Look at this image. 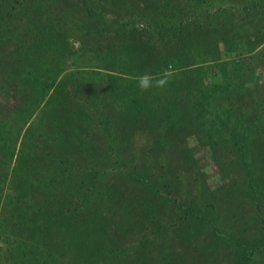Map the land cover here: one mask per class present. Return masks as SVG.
Wrapping results in <instances>:
<instances>
[{"label":"rangeland","instance_id":"374dc122","mask_svg":"<svg viewBox=\"0 0 264 264\" xmlns=\"http://www.w3.org/2000/svg\"><path fill=\"white\" fill-rule=\"evenodd\" d=\"M1 2L2 0L0 4ZM69 2L63 15L62 27L63 39L68 49L61 53L59 47H56L48 55L44 54L45 64L52 68L51 76L59 74L54 86L44 95L37 83L25 91L18 81L26 78L21 73L18 74L17 81L12 83H5L0 78V121L5 126L0 131V264L5 262L6 250L14 245L16 239H29L24 229L16 231L14 221L9 216L16 198L11 189L13 178L26 180L25 173L30 167L34 168L36 176L30 178L34 180L33 183L43 186L47 180H56L55 185L63 187L58 186L57 194L69 202L72 199L75 202L79 200L92 187V183L97 185V191L92 194L93 200L97 199L98 188L109 184L117 185L125 192L131 191L133 196L138 195L139 190L134 189L136 184L123 175V170L132 166L149 165L150 157L154 154L150 151L158 150L153 139L158 129L151 128L147 121L136 128L132 123L123 127L125 122L114 101V88L117 86L114 77L127 79L128 75L123 64L114 61L113 57L120 55V49L127 45L128 40L140 43L151 40L161 50L156 32L149 26L155 12H169L166 10L171 8L184 10L189 21L195 20L196 24L204 29L208 27L210 31L219 27L224 37L230 40L235 38L237 32H241L243 37L238 40L242 41L243 49L246 50V42H250V47L247 48H253L255 51L251 54L256 55L252 57L250 54H243L238 57L237 52H234L224 60L229 73L233 68L238 69L235 75L241 79L240 89H251L258 84L259 99L256 102L261 105L258 119L264 129V0H107V12L103 11L105 21L100 32L95 29L87 32L89 23L81 4L77 0ZM87 2L100 11L98 0ZM4 4L1 5V13H5L6 8L12 5L14 9L11 10L12 17L8 21L0 22V61L4 55L3 61L12 64V58H15L12 54L14 46L23 40L17 39L15 35L24 32L23 19L26 11L17 2L10 3V6L7 2ZM219 8L222 11H218ZM214 16L217 26H214L212 20ZM164 20L174 24L177 22L168 18H163ZM169 31L167 29L164 34L166 40L173 36ZM27 64L30 62L27 61ZM36 72L33 75L37 76ZM142 72L146 73V68ZM214 76L212 72L201 76L205 82L202 81L201 84L217 82ZM51 81L49 79L47 83L49 86ZM60 82L59 89L57 85ZM222 98L226 99V94ZM231 101L228 102L232 103ZM243 132V137L250 135L247 140L250 149L253 147L250 139L264 137V131L261 132L260 129ZM203 136H207L203 131L193 134L180 148L181 153L186 154L187 151L190 154L192 151L191 162L188 159L187 162L183 161L184 165L181 160L179 165L175 164L179 171L177 180L183 186L181 190L189 189L193 192L192 196L210 198L209 206L221 210L219 222L225 231L244 238L247 242L255 240L264 232L263 222L256 224V219L253 220L257 217L256 204L247 197H241V194L235 195L234 199L240 205V210L236 212L235 204L230 205L234 199L225 198V194L218 191L226 182L230 186L239 184L246 187V172L235 161L241 153L226 142V136L214 133L212 138L208 136L206 142L200 144L198 137ZM168 147L163 148L165 156L173 151ZM259 151L263 153L259 158V165L263 163V170L258 182L261 195L257 206L261 209L260 218L264 220V162H260L264 159V150ZM213 152L219 156L216 161L211 157ZM157 159L154 168L160 171L158 166L163 162L161 156ZM55 167L63 173L55 175L52 172ZM163 173L165 176L169 174L167 170ZM78 183H82L83 190L76 189ZM71 186L73 189H67ZM36 197L40 195L36 194ZM131 213L124 216L125 224H120L121 227L117 229L122 233L121 236H116L120 238L119 257H113L111 262L168 264L175 260L172 264H233L229 247L213 251L201 247L206 233L181 241L170 228L154 237L145 226H139L142 215L137 218L136 212ZM167 213L160 215L166 225L170 224V221L166 222V219L169 220ZM88 215L87 213L85 216L89 217ZM42 222L41 218L40 223ZM129 224L134 226L133 229ZM52 234V237L43 234L40 240L30 242L33 246H40L38 252L44 255L39 256V264L43 260L45 264L60 262L54 257L58 251L54 242L62 243L65 234L55 228L52 229ZM6 238L8 241H5ZM258 253L248 264H264V251ZM167 256L169 258L165 259Z\"/></svg>","mask_w":264,"mask_h":264},{"label":"trees","instance_id":"16d2710c","mask_svg":"<svg viewBox=\"0 0 264 264\" xmlns=\"http://www.w3.org/2000/svg\"><path fill=\"white\" fill-rule=\"evenodd\" d=\"M69 1L71 0H11V2L2 0L0 9L4 2H7V5L9 3V6L10 3L17 2L23 5L26 11L23 19L24 32L15 35L17 39L23 40L14 46L12 54L15 58H12V64H7V61H3L4 55L1 56L0 78L3 82H15L21 73L26 78L18 81L25 91L37 83L41 93L45 95L54 86L53 83L59 74L51 76L52 68L45 64L44 54L48 55L56 47H59L61 53L68 49L63 39L62 27L63 15ZM77 1L85 11L89 23L87 32L92 29L99 32L103 30L101 25L105 21L103 11L107 12L105 8L107 0H98L100 11L89 6L87 0ZM13 7L12 5L6 8L4 14L0 12V22H6L12 17ZM166 11L169 12L160 10L155 12L149 23L158 36L161 50L155 47L151 40L146 43L128 40L127 45L120 49V55L113 57L114 61L123 64L128 75L127 79L114 77L117 84L114 88V101L118 105L119 115L125 122L123 127L126 128L132 123L136 128L147 121L151 128L158 129L153 135L158 150L150 151L154 154L150 157L149 165L132 166L123 170V175L136 184L134 189L139 190L138 195L133 196L131 191L125 192L117 185L109 184L101 185L98 188L97 199L93 200L92 194L97 191V185L92 183V187L88 188L79 200L75 202L71 198L69 202L57 194L59 187H63L56 186V180H47L43 186L33 183L34 180L30 178L36 176L33 173L34 168L30 167L25 173L26 180L13 178L11 189L16 198L14 209L9 216V219L14 221L16 231L24 229L29 239H16L14 245L6 250V260L1 264H39V256L44 255L38 252L40 246H33L30 242L40 240L43 234L52 237L54 228L65 234L62 243L53 240L58 247L57 255L54 257L59 259V264H122L121 261L111 262V259L119 257L120 238L116 236H121L122 233L117 229L121 227L120 224H125L124 216L131 212V214L136 212L137 218L142 215L139 226H145L154 237L170 228L181 241L206 233V239L201 247L208 251L229 247L233 264H248L257 257L258 252L264 251V232L255 240L247 242L244 238L225 231L219 222L221 210L209 206L210 198L192 196L193 192L189 189L182 191L183 186L180 180H177L179 171L175 167V164L179 165L180 160L182 165L183 161L187 162L188 159L191 162L192 151L190 154L186 151L185 154L180 152V148L193 134L199 131L206 133L207 136L198 137L197 141L200 144L206 142L208 136L212 138L214 133L226 136V142L231 143L237 148L236 151L241 153L235 161L246 172L245 178L248 183L245 187L239 184L230 186L226 182L218 191L225 194V198L234 199L235 195L241 194V197H247L254 202L257 217L253 220L256 219V224L263 222L264 228V220L260 218L261 209L257 206L261 195L258 182L263 170V163L259 165V158L263 153L259 150H264V137L250 139L249 142L253 145L250 149L247 144L250 135L242 136L243 131L255 129L264 131L259 121L258 110L261 105L256 102L259 99L258 84L251 89L247 87L240 89L241 79L235 75L238 69L233 68L229 73L224 60L234 52H237L238 57L243 54L254 57L256 54L251 53L255 50L247 48L250 47V42H246V50L243 49L242 41L238 40L243 37L241 32H237L235 38L230 40L224 37L219 27H214L210 31L208 27L204 29L196 24L195 20L189 21L184 10L171 8ZM218 11L222 9L219 8ZM163 18L174 19L177 22L170 23L163 21ZM179 19L181 20L178 21ZM212 20L214 26H217L215 16ZM167 29L173 36L166 40L164 34ZM207 38L212 41H208ZM27 61L30 64H27ZM143 68H146V73L153 75L168 69L172 74V81L164 89L152 88L142 92L137 87L136 79L143 74ZM34 72L37 76L33 75ZM209 72L215 75L217 82L201 84L204 80L201 76ZM49 79H52L50 86L47 84ZM60 85L61 82L57 85L59 89ZM223 94H226L224 100ZM3 126V121H0V131ZM165 146L173 150L167 156L162 152ZM159 156L163 162L158 166L160 171L154 168L155 160ZM211 157L216 161L219 156L213 152ZM260 162H264V159ZM164 170L168 171V176L164 175ZM52 172L55 175L63 173L58 167ZM76 189L83 190L82 183H78ZM36 194L40 197H36ZM140 194L144 196L141 197ZM232 204H235L234 211L238 212L240 205L235 199L230 205ZM166 212L169 217L166 222L170 221L167 225L160 216ZM87 213L89 217L85 216ZM131 226L133 229L134 226ZM6 240L8 241L7 238ZM144 242L148 243V240ZM168 258L169 256L165 259ZM173 262L175 260L168 264ZM41 264H45V260ZM126 264L139 263L130 261Z\"/></svg>","mask_w":264,"mask_h":264},{"label":"clouds","instance_id":"9594fccd","mask_svg":"<svg viewBox=\"0 0 264 264\" xmlns=\"http://www.w3.org/2000/svg\"><path fill=\"white\" fill-rule=\"evenodd\" d=\"M172 81V74L168 69L162 70L161 73L153 75L151 73H143L136 79L137 87L146 92L152 88H166Z\"/></svg>","mask_w":264,"mask_h":264}]
</instances>
